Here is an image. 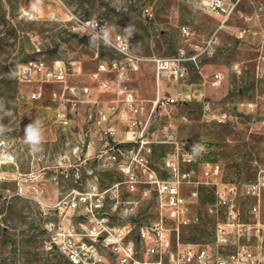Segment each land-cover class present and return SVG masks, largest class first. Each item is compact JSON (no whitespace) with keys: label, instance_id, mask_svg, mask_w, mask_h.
Returning <instances> with one entry per match:
<instances>
[{"label":"rangeland","instance_id":"1","mask_svg":"<svg viewBox=\"0 0 264 264\" xmlns=\"http://www.w3.org/2000/svg\"><path fill=\"white\" fill-rule=\"evenodd\" d=\"M198 0H0V140H5L13 150L18 166L0 168V264H70L65 256L46 250L50 235L49 222L57 225L63 219L58 214L50 217L59 201L73 190L87 191L88 187L71 182L59 185L47 181L52 170H43L69 153L71 148L82 145V129H88L83 119L88 108L82 106L75 121L64 128L56 121L57 105L53 94L60 93L59 85H44L43 98L35 100L33 94L40 89L36 82L22 83L17 73L19 67L29 62H64L71 73V81L88 83L93 88L92 98L106 105L122 98L117 91L99 92L92 74L100 63H112L120 57L112 48L93 36L84 34L67 12L83 20H104L111 32L127 36L132 50L148 59L167 58L184 46L180 27L188 26L201 40L210 37L220 27V19L197 8ZM264 0H245L239 6L228 27L220 32L221 46L217 53L202 60L201 73L193 74L184 85L164 80L161 97L174 96L179 89L201 88L212 102L216 112L229 110L238 119L235 124L208 121L203 118L202 105L198 102L176 104L166 110L157 108L150 115L158 99L154 64L146 61L141 69L131 75L127 86L143 101L144 110L138 121L146 123L147 137L153 141L152 164L159 176L169 179L164 170L165 158L176 151V146L195 147L197 162L182 170L192 172L194 181H204L206 163H217L222 169L225 183L244 187L264 175V80L255 75L256 38L248 32L246 41L235 38L238 28L256 30L254 23L245 18L253 11L252 3ZM33 11L36 19H26L24 12ZM131 30V35L125 31ZM222 75L220 88H213L212 77ZM110 78L114 79V75ZM194 84V85H191ZM120 105V104H118ZM87 108V109H86ZM32 125L31 134L39 139L34 149L26 145L25 126ZM119 127L122 124L118 125ZM96 128H94L95 130ZM88 138H86L87 140ZM41 159V160H40ZM46 172L44 179L19 185L16 174L36 175ZM99 185L106 194L105 210L113 224L133 227L132 239L140 248L138 230L160 221L162 209L156 192L141 186L128 192L121 184L118 172L100 171ZM186 193L198 192L190 210L192 224L181 230V242L209 244L214 241L218 222L225 221L226 207L218 203L216 189L205 185H185ZM127 203V204H126ZM122 204V205H121ZM127 216L117 214L125 208ZM241 219L252 222L250 213L254 201L240 197L237 201ZM117 210H114L115 208ZM260 219L264 225V188L261 196ZM116 211V212H114ZM79 218L72 224L79 228ZM255 253H264V228L260 237L246 241ZM140 250V249H139ZM177 251V241L173 246ZM137 260L150 264L162 261L171 264L167 257H150L139 252Z\"/></svg>","mask_w":264,"mask_h":264},{"label":"built area","instance_id":"2","mask_svg":"<svg viewBox=\"0 0 264 264\" xmlns=\"http://www.w3.org/2000/svg\"><path fill=\"white\" fill-rule=\"evenodd\" d=\"M245 0H198L196 6L210 16L220 19V27L208 38L199 39L188 26L180 27V36L184 46L177 53L167 58L143 57L132 50L130 39L122 33L111 32L104 20H83L67 12L69 20H75L82 32L93 36L113 49L119 60L108 64L102 62L92 74L93 82L99 92L117 91L122 98L120 106H94L93 88L88 83L71 81V73L64 62L49 64L44 61L29 62L19 67L17 76L22 83L36 82L40 89L33 94L35 100L43 98L44 85H59L60 93L53 94L56 103V121L64 128L75 121L82 106L88 108L84 115V125H96L100 140L96 147L91 141V131L82 129V145L71 148L69 153L60 156L53 165L43 170H52L46 178L50 183L59 185L71 182L78 186L88 187L87 191L73 190L59 201L55 211L44 213L46 217L58 214L63 223L57 225L49 222L46 230L50 240L46 250L58 252L65 256L70 264H150L137 260L139 252L150 257H167L171 264H264V253H255L246 241L260 237L264 225L260 219L261 196L264 188V175L260 174L254 183L239 187L222 180V169L217 163H206L203 168L204 181H194L192 172L182 170L183 165L190 166L197 162L195 147L186 149L177 145L176 151L165 158L164 170L169 179L159 176L152 164L153 141L147 137V126L138 121L144 110L143 101L128 88L127 81L138 72L146 61L154 64L157 84L164 80L180 83L187 80L193 71H200L202 60L213 57L221 46L220 32L228 27L239 6ZM253 11L245 22L256 25V30L238 28L235 38L244 43L248 32L258 39L254 45L256 53L255 75L264 80V2L252 3ZM26 19H36L33 11L24 12ZM114 75V79L110 78ZM213 88H220L222 75L215 73L211 80ZM264 103V96H263ZM198 102L202 105L203 118L208 121L235 124L238 119L229 110L216 112L212 102L203 90H195L175 97H158L153 112L159 108L166 110L169 106ZM86 108V109H87ZM151 113V116L153 114ZM122 124L121 127L118 125ZM86 138H88L86 140ZM41 160V159H40ZM18 166L15 154L5 140H0V168ZM100 171L118 172L123 176L121 184L126 185L128 192H134L141 186L151 187L157 194L162 217L159 222L138 230L140 248L132 239L131 224H113L105 210L108 190L99 185ZM42 173V171L40 172ZM46 172L36 175L17 173L15 180L21 185L23 181H36ZM5 177L0 175V179ZM205 185L216 189L218 203L226 207L225 221L218 222L215 238L212 243L199 244L181 242V230L192 224L190 217L193 200L198 199V192L186 193L185 185ZM240 197L254 201L250 213L255 216L252 222L241 219V210L237 201ZM127 204V203H126ZM125 208L117 215L127 216ZM122 205V204H121ZM116 207L114 210H117ZM116 212V211H114ZM79 218L76 231L72 224ZM177 241V251L173 246ZM140 249V250H139ZM154 264H162L159 261Z\"/></svg>","mask_w":264,"mask_h":264},{"label":"crops","instance_id":"3","mask_svg":"<svg viewBox=\"0 0 264 264\" xmlns=\"http://www.w3.org/2000/svg\"><path fill=\"white\" fill-rule=\"evenodd\" d=\"M201 69H202V66H201V68H200V71H193L192 72V74H191V76L193 75V74H196V73H201ZM190 76V77H191ZM190 77L187 79V80H185V81H182V82H180V83H176V84H179V85H184L183 83H186V81H188L189 79H190ZM157 83V82H156ZM162 83H163V81L161 82V83H159V84H157V94H158V97L160 96L161 97V87H162ZM172 83H175V82H172ZM191 85H194V84H191ZM94 89H96V90H98L97 88H94ZM201 88H196V89H192V88H189V89H179V90H177V92H176V94L174 95V96H168V97H175V96H177V95H179V94H186V93H188V92H191V91H195V90H200ZM201 90H203V89H201ZM203 92H204V90H203ZM94 94V93H93ZM94 101H96L97 102V104H94V106H120L121 104H120V102H119V99H117V100H112V102H113V104H116V105H106V104H104L101 100H98V99H94V98H92ZM158 100V99H157ZM157 101H155L154 102V105H155V103H156ZM190 103V102H189ZM118 104H120V105H118ZM154 105H153V107H152V109H151V112H150V115H151V113L153 112V109H154ZM94 128H96L95 130H94ZM88 129L91 131V141H93L94 142V145L97 147L98 146V144H99V140H100V137H99V135H97L96 133L98 132V127L96 126V125H90V126H88ZM17 175V174H16ZM17 177V176H16ZM15 177V178H16ZM25 181H23V183H24ZM23 183H21V184H23Z\"/></svg>","mask_w":264,"mask_h":264},{"label":"clouds","instance_id":"4","mask_svg":"<svg viewBox=\"0 0 264 264\" xmlns=\"http://www.w3.org/2000/svg\"><path fill=\"white\" fill-rule=\"evenodd\" d=\"M125 31L129 34V36L131 35L130 29H125ZM31 128H32L31 124L25 126L24 140H25L26 145H28V147L32 150L39 143V139L36 136L31 134Z\"/></svg>","mask_w":264,"mask_h":264}]
</instances>
